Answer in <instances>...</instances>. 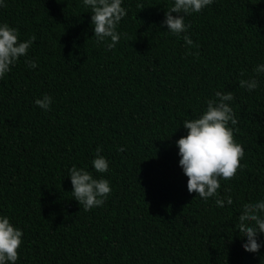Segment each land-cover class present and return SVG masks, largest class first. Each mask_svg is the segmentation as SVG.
Instances as JSON below:
<instances>
[{"label": "trees", "instance_id": "1", "mask_svg": "<svg viewBox=\"0 0 264 264\" xmlns=\"http://www.w3.org/2000/svg\"><path fill=\"white\" fill-rule=\"evenodd\" d=\"M173 5L123 0L109 49L83 0H0V25L35 37L0 78V215L24 234L16 264H264V234L249 253L235 230L242 206L264 200V0L182 13L179 35L163 23ZM250 79L251 92L240 87ZM217 91L234 93L229 127L245 155L205 201L188 191L177 141ZM44 95L48 110L35 103ZM98 148L107 173L93 167ZM73 166L110 182L103 206L74 199Z\"/></svg>", "mask_w": 264, "mask_h": 264}, {"label": "clouds", "instance_id": "2", "mask_svg": "<svg viewBox=\"0 0 264 264\" xmlns=\"http://www.w3.org/2000/svg\"><path fill=\"white\" fill-rule=\"evenodd\" d=\"M85 6L91 8V20L94 36L100 41L110 38L108 48H114L120 40L117 26L127 15L122 7L123 0H83ZM214 0H174V5L166 11L164 25L173 34L185 33L190 25L185 24L184 15L199 13L205 7L213 4ZM140 7L141 5H137ZM177 15H173V14ZM185 43L193 44L192 39L185 35ZM35 37L21 42L17 29L8 24L0 25V78L9 72L21 57L26 56ZM29 66H34L29 62ZM255 71L264 73V65H259ZM240 87L247 88L249 92L258 87L256 79L241 80ZM234 100V93H222L217 91L215 98L207 101L206 111L197 119H189L183 122V127L188 130L185 137L177 141L179 149L180 167L188 178L187 188L189 193H197L205 201L215 197L221 188L220 179L231 180L241 167V160L245 155L244 147L237 143L234 137V129L229 127L236 125L233 108L230 106ZM36 105L48 110L52 97L44 95L35 101ZM124 151L123 148L118 149ZM101 149H97L93 167L97 173H107L109 163L100 155ZM69 176L73 186L72 196L82 205L85 211L104 205L112 188L107 179H96L84 168L73 166L69 170ZM226 191H230L226 189ZM219 207H224L225 198L215 201ZM228 205L233 204L231 196L226 197ZM242 237L247 238L243 248L249 253H259L262 247L258 241L259 234H264V200L245 203L235 224ZM23 231L14 227L7 216L0 215V264H16L19 259V249L22 246Z\"/></svg>", "mask_w": 264, "mask_h": 264}]
</instances>
